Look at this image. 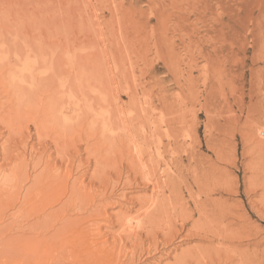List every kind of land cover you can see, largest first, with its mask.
I'll list each match as a JSON object with an SVG mask.
<instances>
[{"label": "rangeland", "instance_id": "obj_1", "mask_svg": "<svg viewBox=\"0 0 264 264\" xmlns=\"http://www.w3.org/2000/svg\"><path fill=\"white\" fill-rule=\"evenodd\" d=\"M30 1L0 0V14L10 17L4 26L16 23L25 2L26 15L69 9L72 39L83 41L79 52L100 62L91 71H107V76L101 83L91 72L89 113L75 110L66 129L45 123L49 147H37L36 160L16 148L12 159L2 160L7 133L0 131V264H209L200 250L210 244L188 231L197 218L186 221L208 191V210L219 214L218 231L230 239L215 247L233 257L239 250L264 259V151L256 148L264 146V0ZM38 100L47 103L41 95ZM16 107L33 137L31 148L37 144L31 120L43 107L27 100ZM149 120L158 128L149 143L160 137L165 145L177 141L180 146L172 152L198 159L183 168L173 165L170 174L178 175L183 198L170 200L178 209L172 206L170 219L150 225L144 214L153 183L168 181V166L149 149L141 151V162L128 138L120 140L124 126ZM104 124L114 131L105 135ZM135 132L131 128L133 139L143 143L148 133ZM41 156L55 179L45 178L47 184L33 189L45 170V165L33 169ZM24 161L30 163V180L16 191L15 180L22 175L13 167ZM15 173L20 176L13 179ZM60 176L64 183L56 185L53 180ZM76 182L90 201L89 212H72L81 202L70 205L68 195L60 197ZM167 190L154 193L168 196ZM62 207L66 212L59 224L48 229L52 221L46 216ZM130 221L140 226L134 239L126 231Z\"/></svg>", "mask_w": 264, "mask_h": 264}, {"label": "bare ground", "instance_id": "obj_2", "mask_svg": "<svg viewBox=\"0 0 264 264\" xmlns=\"http://www.w3.org/2000/svg\"><path fill=\"white\" fill-rule=\"evenodd\" d=\"M30 3L35 4L31 1ZM25 4H22V6L23 5L25 6ZM27 6L30 8L29 5ZM27 6L25 7L28 8ZM23 7H22L23 13L21 16L15 13L17 15L15 17L17 21L12 25L5 24L6 26H4V23L6 21L8 22L10 17L8 14H3V13L0 14V22H2L3 24L0 25V30H1L0 31V131L6 130L7 133L6 144H4L3 147L1 148V156L2 158H4L2 159L4 161H6L9 158L12 159L11 153L14 148L19 150L21 149L23 152H29L32 160H36L37 153H39L38 151L39 149H37V147L41 146L43 147V150H46L49 147V142H48L49 140L46 137L43 139V133H42L43 129L46 127L45 123L52 122L53 124L63 125V128L66 129V124H68L69 121L72 119L75 110H79V112H81V115L84 116L86 114V111H88V107L90 106V102H91V99H89L90 97L87 96L88 95L87 90L90 85V82H93L94 80V79L91 80V76H92L91 72L96 73L97 76L96 79H100L101 83L103 77L105 76V73L107 72V71H103L105 72L103 73L100 71L98 72L91 71L92 69L95 70L96 68L99 69V67H101L100 62L94 61L95 59L94 60L90 59L87 53L79 52L83 46V41L82 43H80L81 41L78 42L79 43L78 44L72 39L71 31H70L72 28L71 26L72 14L71 12L66 13L67 11H69V9L67 11L65 9V12L64 10H62V12L54 11V10L52 11L45 10L46 11L45 12L43 10V13L38 12L39 14L30 13L31 15H26V13L29 12L26 9L25 10L26 12L24 13ZM37 20L39 21L37 22ZM105 82L107 83V80H105ZM38 94L41 95L44 100H47V103L45 105L42 104L41 100H38V96H39ZM15 100L16 102H14ZM25 100L29 101L30 103L34 101L39 107L41 106L43 107L42 110L37 111L40 114L34 115L33 119L31 120L32 121L31 123H33V126L37 132V135H35L37 144H33L31 148H30L29 140L30 139L33 140V137L29 134L28 131L29 127L22 125V119L24 120V118H22L20 115H18V113H16L19 111L17 110L16 106H18L20 102ZM91 105L93 104L91 103ZM89 111L87 113H89ZM97 119L100 120L99 118ZM40 123L41 125H39ZM163 124H165V121ZM163 124H162V128L164 126ZM102 128H103L102 130L103 133L104 132L112 133L114 131L113 127L108 126V124ZM131 128L133 129L134 132L135 131L137 132L138 130L142 134L148 133L145 134V138H144L145 140L143 143H139V141H135L133 139ZM131 128L128 126L123 127L124 137H122V139L120 138V140L123 141L124 139L128 138L129 144H133V146H135L134 151H136L138 160L142 162L143 159L141 158V151H144L145 149H149L148 153L151 156L159 157L163 161V163H166V165L168 166L167 182L162 184L155 182L153 183L152 181L151 182L153 183L154 186L153 189L154 192L156 188L162 190L163 187L166 186L167 189H169L167 190V193L169 191L170 195H168L169 196L168 197L165 194V192H163L162 196H157L156 195L157 193L155 192L156 193L155 194L153 192L152 194H154V196L151 198L150 205L149 207L146 208L145 210L146 213L144 214L145 220L147 221L148 225H150L151 223L156 224L158 220H163V219L168 220L174 214L173 213L174 208L172 206L175 207V205H173L175 203L173 202L172 205H169L170 200L172 199L180 200L183 198L182 194L177 190L176 187L175 179H177L178 175L175 177L174 174L173 175L170 174L171 169H173V165L176 164L177 166L183 168L184 162L188 161L190 162V164H192L197 162L198 159L192 154L178 155L176 152H172L180 146L177 141L170 142L169 139V143L165 145L162 143V139L160 137L157 140L154 139L155 140L154 142H152L151 140V143H149V138H154L155 135L158 133L157 124L154 121L150 122L149 120V123L142 121L140 124L132 126ZM51 132L52 131H50V134ZM154 132L156 133L153 134ZM2 135H4V133L0 132V137H2ZM172 135H174V133ZM169 138H173V137L170 136ZM13 140H16L14 144H12ZM256 148L260 151L261 150L264 151L263 143L261 145L260 143H257ZM48 163H49L48 159L47 161H45L44 156H41L38 159V162L34 163L33 165L34 170L39 168L41 165H45V170L44 173H42L41 175H39L34 179L33 189L37 188V186L42 183L47 184L43 182L45 178H47V181L45 182H49L53 178L55 179V177L51 175L53 173L50 171L51 167L48 165ZM3 168L4 167L1 166L0 170H2ZM13 168L14 170H16V172L22 175V180L21 181L15 180L14 183V187L16 188L17 191L19 188L18 187L19 184H22L23 187V185L30 180L28 174L30 169V163L27 164L24 161V163L21 162L19 165H16ZM131 168L134 169L133 167ZM258 169H260V167H258ZM18 173L14 174L13 179L20 176ZM48 173H49V177H48ZM53 181L56 185H58L60 183H64V178H61L60 176L56 182L55 180ZM199 183H200L199 178H195L194 184L197 185V187H199L200 186ZM146 184L149 185L148 182H146ZM262 186L264 190V181L262 183ZM27 193H28L27 196H29L30 195L29 191ZM67 195L69 196V199L68 201L67 200L66 201L70 205L72 204L71 202H75V201L78 202L80 201L82 204L80 208L76 207L75 209L71 210L72 212H80L82 210H86L87 212H89L88 209L91 207L90 201L89 202L85 201L86 196L84 195V193L80 192L77 182L70 189L65 187L60 197ZM211 196H212V192L208 191L205 199L204 200L199 199V201H197L194 204L192 211L189 213L187 212L188 219L186 221H192L194 217L197 218L193 222L192 229L191 230L188 229L189 233L196 232V235L199 236V238L202 237L203 241L208 242V244H210V246L207 247L206 249L200 250L202 261L208 259L209 264H233L234 262H237L236 264H261L260 259L262 258L259 257L258 255L252 256L251 253L248 251L247 252L245 251L240 252L239 250L235 251L236 257H233L231 256L230 253L224 252L221 249L215 247V242H217V244L220 247H222L230 243L228 242L230 239H229V235L223 237L224 234L218 231V227L220 225L219 214H215L214 212L208 210V206L210 205V201H211L210 200ZM28 198L24 200L27 203L29 201ZM57 201H60V198H57L55 200V202ZM64 208L62 207L61 210L54 213H50L46 216V219H50L52 221L48 229L55 228V226L59 224L60 220L64 215V212H66L63 211ZM143 208L144 207H142V209ZM201 222L205 224V226L200 224ZM125 226H126V231L127 232L130 231L129 237L131 239H134L138 233V232L136 233V231L139 230L140 226L137 229L138 225L137 224L135 225L131 221L128 222ZM63 227L64 225H62L61 228ZM53 234L55 235V233ZM32 240L33 238L31 239L30 242H32ZM86 263L88 262L86 261Z\"/></svg>", "mask_w": 264, "mask_h": 264}]
</instances>
